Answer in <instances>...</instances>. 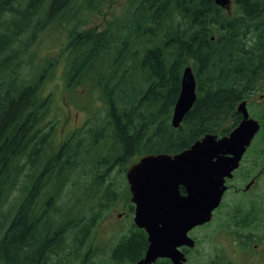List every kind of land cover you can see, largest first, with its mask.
I'll return each mask as SVG.
<instances>
[{
    "label": "trees",
    "instance_id": "trees-1",
    "mask_svg": "<svg viewBox=\"0 0 264 264\" xmlns=\"http://www.w3.org/2000/svg\"><path fill=\"white\" fill-rule=\"evenodd\" d=\"M119 1L0 0V264H136L148 243L133 222L107 262L88 246L117 203L133 216L127 169L228 135L242 119L237 106L252 108L264 82V0H233L229 10L214 0H124L115 13ZM50 31L66 35L61 56L36 61L32 47ZM60 62L66 90L88 83L102 108L53 143L42 89ZM187 66L196 100L175 129ZM250 116L264 145V106ZM248 201L225 208L229 230L258 215Z\"/></svg>",
    "mask_w": 264,
    "mask_h": 264
},
{
    "label": "water",
    "instance_id": "water-1",
    "mask_svg": "<svg viewBox=\"0 0 264 264\" xmlns=\"http://www.w3.org/2000/svg\"><path fill=\"white\" fill-rule=\"evenodd\" d=\"M229 10L231 0H214ZM196 83L190 66L182 74L181 89L173 109L171 125L177 129L196 100ZM246 101L237 106L239 124L222 137L207 134L177 154L147 155L126 171L125 178L134 205L133 223L147 235V249L136 264H154L167 259L185 264L180 248H194L187 232L209 223L227 190L243 154L260 129L249 116ZM184 190V195L180 189Z\"/></svg>",
    "mask_w": 264,
    "mask_h": 264
},
{
    "label": "rangeland",
    "instance_id": "rangeland-1",
    "mask_svg": "<svg viewBox=\"0 0 264 264\" xmlns=\"http://www.w3.org/2000/svg\"><path fill=\"white\" fill-rule=\"evenodd\" d=\"M123 2L124 0H120L114 7L113 11L115 13L122 11ZM88 19L89 17L86 20L88 21ZM92 20L94 24L100 23L99 15H95ZM65 42L66 35L63 31L60 33L59 31L44 33L32 47L36 61L47 58L54 59L57 56H61V50ZM63 73L64 66L60 62L44 83L42 89L43 95L50 99V108L41 125L55 124L53 143H60L66 139L77 129L81 128L93 113L102 108L98 94L91 90L90 84L84 83L72 91L66 90ZM263 86L264 82L256 86V93L249 101V105L252 108H247L249 116L252 113H257V110L264 106V101L261 98V95L264 94L262 92ZM238 183L236 180L230 183V188L223 200L225 204L219 210L215 222L211 226L198 229L192 234V237L196 238L200 244V251L203 249L206 254L207 258L203 260V264H213L214 259L218 260L216 264H222L219 259L226 255L232 261L231 263L226 262L227 264H261L260 260H253L258 256L257 249H254L253 246H262L263 230L256 231L250 235V230L236 233L228 232L223 227L218 226L222 222L226 211L225 207L238 202L241 196L235 193L232 188L233 185ZM238 185H242V183ZM125 211V206L117 203L112 211L97 225L94 235L88 240V246L95 251L96 258L94 261L107 262L110 249L131 228L133 216L126 215ZM249 235L252 236V238L250 237V242H248ZM187 264H201L199 254L194 252L192 260Z\"/></svg>",
    "mask_w": 264,
    "mask_h": 264
},
{
    "label": "flooded vegetation",
    "instance_id": "flooded-vegetation-1",
    "mask_svg": "<svg viewBox=\"0 0 264 264\" xmlns=\"http://www.w3.org/2000/svg\"><path fill=\"white\" fill-rule=\"evenodd\" d=\"M231 5H232V1H231ZM262 91H264V90H262ZM256 137L257 136L255 135L254 139L252 140L251 144L247 148L246 152L243 154L238 168L232 174L233 175L232 178L225 179V186H226L227 190L225 191V193L223 194V196L221 198V203H220L219 207L213 211L211 221L209 223H206L203 225L195 226L187 232L188 238H190L194 242V248H189V247L185 246V247H182L179 249L180 252L183 253L184 257L186 258L185 264L189 263L192 260V254L194 252H197L199 254V258L201 259V264H203V260L205 258H207L203 249L200 251V249H199L200 244L198 243L196 238L192 237V234L196 230L201 229V228H205L209 225L211 226L215 222V220L218 216L219 210H221V208H223V206L225 204V203H223V200L226 196L228 189L230 188V183L234 182L235 180L237 181V183L239 182L238 184L242 183V185L236 184V185L232 186V188L234 189V192L237 193L238 195H241L239 197L238 202L249 200L248 203L251 206H256V208H257L258 215L254 219V221L251 223V225L247 229V231L250 230L249 233L251 235L252 233H254L256 231L263 230V239H262L263 244L261 247L259 245L253 246L254 249H257L256 252L258 253V256L256 258H254L253 260H256V261L260 260L261 264H264V145L255 143ZM237 172H243L244 174H246V177L242 178L241 180L238 179V177L235 176V174ZM180 192L182 195L185 194L184 190L182 188L180 189ZM235 204H237V202L233 203V205H235ZM133 216H134V213H133ZM228 219L229 218H228L227 214H225V212H224L222 222H220L218 226L223 227L228 232H235L233 230L228 229V226H227ZM237 233H239V232H237ZM250 235L248 236L249 237L248 242H250V237L252 238V236H250ZM247 248H249V247H247ZM219 260L221 261L222 264H227L226 262H228V263L232 262L228 255H226L224 257H220ZM162 261H164V263H162ZM165 262H167L168 264H171V262L167 259H158L154 264H157V263L158 264H167ZM217 262H218V260H216V259L213 260V264H216Z\"/></svg>",
    "mask_w": 264,
    "mask_h": 264
}]
</instances>
